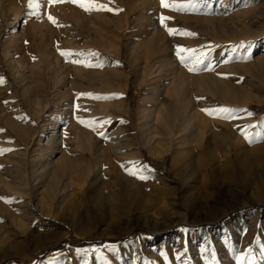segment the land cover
<instances>
[{
	"label": "rangeland",
	"instance_id": "rangeland-1",
	"mask_svg": "<svg viewBox=\"0 0 264 264\" xmlns=\"http://www.w3.org/2000/svg\"><path fill=\"white\" fill-rule=\"evenodd\" d=\"M86 2L113 11L0 0V179L21 189L0 264H264V0ZM146 47L186 75L197 141L148 131L171 84Z\"/></svg>",
	"mask_w": 264,
	"mask_h": 264
},
{
	"label": "bare ground",
	"instance_id": "bare-ground-1",
	"mask_svg": "<svg viewBox=\"0 0 264 264\" xmlns=\"http://www.w3.org/2000/svg\"><path fill=\"white\" fill-rule=\"evenodd\" d=\"M149 45H152V44L149 43ZM156 46H157V44H156ZM146 48H148V47H146ZM148 49H150V48H148ZM152 49H150V52ZM157 51L158 50H156L154 52H157ZM161 51H159L157 53H153V50H152L151 54L154 57L155 55L159 54ZM148 55H149V53H148ZM161 55H162V53H161ZM152 56H150V57H152ZM157 56L159 57V59L157 58L159 60V68L160 69L163 68V70H165V72H164L165 76L164 77H166V80H168L171 85L168 89V94H169L168 95V103L166 102L163 106L159 107L158 109H157V106L155 104L151 105L150 110L146 113L147 114V125L146 126L148 128V131H150L151 133L162 131L163 133H166L167 135H169L171 137H176V138L180 139V141H182L184 144L192 143L194 140L198 139V137H202L206 133L205 127L208 123H207V121H203L200 124V123H197L198 122V121H196L197 119L195 120V114H194L195 111L193 110V106H194L193 102L194 101H193V99L190 98V95H189V87L190 86H187L189 82L187 83V81H186V75L175 76L174 75L175 67H174V65H172L173 63L169 62V61L167 62V59L165 56H161V57L159 55H157ZM171 75H173L172 78H171ZM210 76L202 75V76L198 77L197 79L200 80L201 82H203V84L206 88L205 90L214 94L215 97H219L221 100H224L225 103H226V100L232 101L231 98H233L234 96L231 95L229 93V91L224 90V89H221L220 91H218V89L216 88L217 80L213 77L210 78ZM157 98H158V92L153 95L152 100L155 102ZM150 99H151V97H150ZM225 105H227V104H225ZM208 122H209V120H208ZM220 138H221V140H223V142L226 141L227 139H229L225 135H221ZM229 150H230L229 151L230 154H232L233 153V146L232 145L229 148ZM85 155L87 156L88 153H86ZM67 157H65L63 160H61L58 163L56 168H58L59 170L65 171L74 161V160L73 161L71 160L70 156H69L70 158H67ZM33 172H34V174H36L35 171H33ZM22 173L23 172L19 171V173H17L16 176H13L12 180H14V182H16L17 180H20L21 184H25L28 186L29 180H30L28 173H27V171L24 174H22ZM6 175L7 174H5V176ZM5 176H3V177H5ZM11 182L8 180H5L4 178L0 179V183L6 185V190L2 189V191H0V205H1V201H7L8 197H12V198L16 197L13 194H21L20 187H17L16 183H13V185H12ZM2 188H4V187H2ZM29 188H30V186H29ZM13 199H15V198H13ZM252 260H253V258L251 257V261Z\"/></svg>",
	"mask_w": 264,
	"mask_h": 264
},
{
	"label": "snow or ice",
	"instance_id": "snow-or-ice-1",
	"mask_svg": "<svg viewBox=\"0 0 264 264\" xmlns=\"http://www.w3.org/2000/svg\"><path fill=\"white\" fill-rule=\"evenodd\" d=\"M55 2H59V0H55ZM73 2L74 3H78L82 8H85L87 11H92V10H108V11H113V9H111V8H108L106 5H104V4H96V3H94V2H86V0H73ZM161 3H162V5L164 6V7H173V8H186V7H188V5H184V4H175V3H173V4H169L168 2H167V0H161ZM29 6L30 7H39V5L38 4H32L31 2H30V4H29ZM116 11H122V9H116ZM49 19L50 20H52L53 21V23H55L56 21H55V19L53 18V17H51V16H49ZM168 19H170L169 17H161V22L163 23L164 21H166V20H168ZM169 32L171 33V34H176V30H174V29H169ZM188 34H191V33H188ZM185 51H188L187 49H183V48H181V49H178V54H180V53H183V52H185ZM62 55H65V56H70V55H72V53L71 52H69V51H65V52H62L61 53ZM180 58H181V60H184L186 57H184L183 55H181L180 56ZM74 62H76V63H83L84 61H74ZM88 66H93V65H91L90 63H89V65ZM190 70H195L194 68L193 69H190ZM0 82H3V79L2 78H0ZM204 111H206V112H208V114L209 115H215V114H217L218 112H229V111H231V110H229V109H219V110H210V109H205ZM249 115H252V113H248ZM83 122V121H82ZM133 174H135V173H133ZM141 179H145V178H147V177H145V176H141L140 177Z\"/></svg>",
	"mask_w": 264,
	"mask_h": 264
},
{
	"label": "trees",
	"instance_id": "trees-1",
	"mask_svg": "<svg viewBox=\"0 0 264 264\" xmlns=\"http://www.w3.org/2000/svg\"><path fill=\"white\" fill-rule=\"evenodd\" d=\"M82 242H84V241H82ZM82 242H80V243H82ZM49 254V252L47 251V254H46V256Z\"/></svg>",
	"mask_w": 264,
	"mask_h": 264
}]
</instances>
